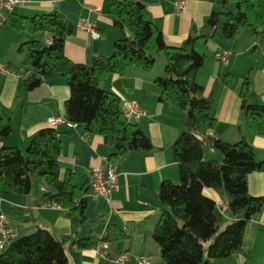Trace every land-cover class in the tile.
<instances>
[{
  "label": "trees",
  "instance_id": "obj_1",
  "mask_svg": "<svg viewBox=\"0 0 264 264\" xmlns=\"http://www.w3.org/2000/svg\"><path fill=\"white\" fill-rule=\"evenodd\" d=\"M107 14L112 26L126 29L129 36L115 41L110 56H96L90 65L74 63L64 55V38L71 28L60 13L21 18L25 32L47 33L51 42L46 46L32 40L18 47L19 53L27 54L32 68L31 75L20 83L18 93L36 89L45 76L58 75L69 88L63 116L113 147L110 162L132 152L148 154L153 150L149 138L135 122L126 121L119 96L103 90L100 83L111 74L122 76L131 66L149 72L156 57L163 54L164 73L154 80L160 92L158 99L185 114V121L182 132L168 146L178 166L179 180L161 184L157 196L162 208L152 238L164 264H208L240 253L247 224L264 206V197L249 195L247 177L259 171L263 162L256 158L244 137L227 143L207 135L214 128L215 119L210 99L202 97L203 87L196 82V74L208 59L209 44L217 33L228 42L249 35L256 45H264V0H219L200 31L190 35L180 47L165 45L162 32L149 19L141 1L112 0ZM222 82L231 84L233 76L225 75ZM251 85L248 73L239 92L240 113L248 130L264 137V104L248 101ZM11 131L10 118L0 106V139ZM205 150L219 153L221 159L206 158ZM61 151L58 131L50 126L33 135L25 152L16 147H0V195H27L34 180L40 178L47 189L45 202L56 203L84 221L90 184L77 187L70 170L60 178ZM204 189L222 192L229 214L236 218L234 222L220 226L216 203L204 195ZM116 231L108 227L104 241L117 240L113 238ZM72 243L81 249L91 246L87 239ZM0 264L68 261L64 242L39 228L10 243L0 253Z\"/></svg>",
  "mask_w": 264,
  "mask_h": 264
},
{
  "label": "crops",
  "instance_id": "obj_2",
  "mask_svg": "<svg viewBox=\"0 0 264 264\" xmlns=\"http://www.w3.org/2000/svg\"><path fill=\"white\" fill-rule=\"evenodd\" d=\"M111 1L27 0L26 5L16 7L9 15L7 24L0 28V65L15 75L0 73V106L10 118L12 131L8 137L0 139V147H16L25 152L33 135L48 126L49 118L64 115L63 105L69 98L66 80L58 75L45 76L36 89L18 93L22 80L32 73L27 54L19 53L18 47L32 40L46 46L51 42L47 33L25 32L21 28V18L60 13L71 28V33L64 38V55L74 63L90 65L96 56H110L115 41L129 36L126 29L112 26V19L107 14ZM127 1H141L145 5L149 19L160 29L168 47H180L190 35L198 33L219 3V0H185L184 8L178 12L175 3L180 0ZM80 19L95 22L100 38L93 40L87 33L76 30L75 25ZM215 37L209 44L208 59L196 74V82L203 87L202 97L211 101L215 125L210 137L227 143L245 138L256 158L263 162L259 171L248 175L247 190L253 197H264V137L255 136L248 130L240 113L239 97L243 79L249 73L252 85L248 101L264 104V45H256L249 35L231 42ZM219 50L230 52L226 64L216 62L214 55ZM164 65L165 57L159 54L149 72L131 66L122 76L111 74L100 83L103 90L116 94L121 102H134L147 113V117L135 123L149 138L152 152L128 153L112 163L108 158L114 149L105 145L102 137L88 133L81 125L76 128L58 125L56 130L62 145L58 158L60 178L70 170L77 187L84 184L89 187L93 168L114 164L118 190L109 202L86 198L84 221L74 213L44 208L43 195L47 189L42 179L36 185L33 183L27 195H0V214L17 230L19 237L28 236L39 228L46 229L64 242L68 264H114L101 259L96 252L99 237L105 231L107 234L108 227H114L118 231L113 233V238L118 239L106 241L109 258L128 252L151 257L150 264H164L152 238L162 208L157 195L164 181L177 183L179 180L178 166L168 146L182 132L185 121V114L159 102L160 92L154 80L163 75ZM227 74L233 76L229 85L222 82ZM204 154L206 158L221 159L219 153L205 150ZM203 193L216 203L221 227L234 222L236 218L229 214L222 192L204 189ZM86 239L91 246L85 249L72 243V240ZM126 264L135 263L130 260ZM208 264H264V206L244 230L242 251Z\"/></svg>",
  "mask_w": 264,
  "mask_h": 264
},
{
  "label": "built area",
  "instance_id": "obj_3",
  "mask_svg": "<svg viewBox=\"0 0 264 264\" xmlns=\"http://www.w3.org/2000/svg\"><path fill=\"white\" fill-rule=\"evenodd\" d=\"M185 3V0L176 2V11L180 12L184 8ZM26 4L27 0H0V28L7 24L9 15L15 10L16 7L24 6ZM75 28L78 31L87 33L93 40L100 38V33L96 23L90 19H80L76 23ZM229 55L230 52L220 50L217 51L214 56L218 63L225 64ZM0 73L5 76L15 75L13 71L7 69L3 65H0ZM121 110L123 117L129 122H136L147 117V113L134 102H121ZM47 124L48 126L54 128H56L58 125H67L72 128L77 127L76 124L69 123L63 115L49 118L47 120ZM207 135L211 136V132L209 131ZM117 179L118 173L114 164H109L106 168H102L100 166L93 168L90 172L89 178L90 191L86 198L93 201L102 200L109 202L112 195L118 190ZM217 205L220 208L222 207L220 203ZM44 208L67 213L65 209L56 203L46 202L44 204ZM105 236L106 231L103 232V234L99 237V242L96 246V252L101 259L110 260L114 264H126L130 260H133L135 264H150L151 257L131 255L128 252H122L112 259L109 258L107 253L108 244L106 241H104ZM18 238L19 234L17 230L9 224L7 218L4 215L0 214V250H4L10 243L17 240Z\"/></svg>",
  "mask_w": 264,
  "mask_h": 264
},
{
  "label": "rangeland",
  "instance_id": "obj_4",
  "mask_svg": "<svg viewBox=\"0 0 264 264\" xmlns=\"http://www.w3.org/2000/svg\"><path fill=\"white\" fill-rule=\"evenodd\" d=\"M215 38H216V40H219V39L221 38L220 34L217 33ZM216 62H217V61H216ZM217 63H218V62H217ZM218 64H219V63H218ZM40 180H41L40 178H36V179L34 180V185L38 184V182H39Z\"/></svg>",
  "mask_w": 264,
  "mask_h": 264
}]
</instances>
